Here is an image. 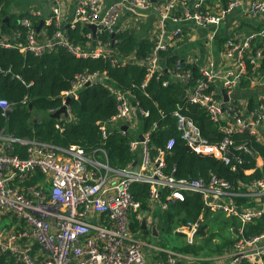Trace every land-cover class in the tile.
<instances>
[{
    "label": "built area",
    "instance_id": "built-area-1",
    "mask_svg": "<svg viewBox=\"0 0 264 264\" xmlns=\"http://www.w3.org/2000/svg\"><path fill=\"white\" fill-rule=\"evenodd\" d=\"M45 1L46 9L34 2L19 18L21 27L6 31L0 25L2 47L39 56L64 46L79 58H111L124 65L136 57H116L115 41H105L103 34L150 24L147 34L154 47L138 61L147 67L142 86L155 74L166 76L164 85H182L183 99L204 108L218 125L220 136L210 140L193 118L175 109L172 116L188 150L214 156L235 173L250 175L263 168L255 143L264 144V0H76L73 7L69 0ZM66 22L97 29L86 44H76L64 29ZM50 26L56 27L53 33ZM186 41L195 44L185 46ZM165 53L175 57L172 64ZM2 71L27 87L33 84L12 66ZM88 83H101L116 97V112L98 122L103 139L116 130L131 132L128 144L135 159L114 167L104 146L88 151L1 131L0 264H151L153 251L162 255L157 264H264V229L247 233L250 224L264 220V176L231 181L213 170L176 176V166L167 169L166 160L176 139L156 148L152 134L159 123L144 130L150 111L107 71L76 74L71 88L62 92L67 118L73 117L68 99L78 98ZM27 102L25 96L22 103ZM0 108L7 113L13 103L0 97ZM17 142L27 146L26 157L13 153ZM252 161L255 166H245ZM135 182L149 186L147 208L132 193ZM188 194L201 197L203 211L174 233L187 245L199 244L208 231L205 227L202 233L207 214L222 213L240 222L229 226L234 242L228 251L197 256L150 241L156 231L161 234L160 215Z\"/></svg>",
    "mask_w": 264,
    "mask_h": 264
},
{
    "label": "trees",
    "instance_id": "trees-1",
    "mask_svg": "<svg viewBox=\"0 0 264 264\" xmlns=\"http://www.w3.org/2000/svg\"><path fill=\"white\" fill-rule=\"evenodd\" d=\"M7 14L6 11L0 10V25L4 30L21 27L19 25L21 15H12L11 20L4 21L3 15ZM55 29V26L49 28L51 33ZM142 30L144 31L127 29L115 34H103L102 38L105 41L108 38L115 41L116 57L119 55L122 58L132 55L136 57L135 61H128L124 65L114 64L111 58H79L64 46L37 56L31 52L24 54L17 49L0 45V97L13 103V108L7 113H3L0 108V132L4 131L15 137L40 140L62 147L77 144L88 151L104 146L108 152L110 164L114 167H125L135 159V155L129 149V133L124 134L116 130L105 140L98 123L106 121L117 110L116 97L108 87L101 83L89 84L80 91L78 98H71L69 100L73 115L71 119L53 115L62 106V92L71 88L76 74L85 71H107L108 76L120 88L130 91L140 106L150 111V116L143 124L144 130L155 121L159 123V130L152 134V144L154 143L156 148L164 147L170 137L176 139L172 152L166 156L167 169L176 166V176L198 177L207 175L211 170L231 181L237 176L243 179L264 176V166L257 168L250 175H245L243 171L235 173L214 156L201 155L188 150L172 116L175 109L180 107L184 113L193 118L201 127L203 134L210 140L220 136L218 125L209 118L204 108L183 99L182 85L174 82L164 85L166 76L155 74L145 86H142L147 76V67L138 61L148 56L154 47L147 30L145 28ZM65 31L76 44L84 45L91 40L88 34L92 32V28L87 24L79 23L75 27L65 28ZM169 54L165 53L168 62L172 64L175 57ZM10 66L13 72L20 73L27 81H33V84L27 87L2 71ZM25 96H28V102L24 104L22 100ZM56 124H61L62 128L57 127ZM255 147L264 158V144L255 143ZM155 151L156 149L153 150L154 153ZM13 153L26 157L27 146L17 142L14 144ZM245 166H255V161ZM148 189L149 186L145 183L135 182L132 185L134 197L142 202L144 208H147ZM203 208L204 203L198 194H188L185 200L173 202L169 209L160 215L159 229L163 233H173L176 237H180L178 233H174V229L186 221L197 219ZM208 217H211L209 213L202 233L204 228L208 227ZM134 224L137 227L141 226L138 221ZM231 225L237 227L240 222L225 215L218 222L221 231L228 230ZM263 229L264 220H258L247 227V233H259ZM218 238L219 241L215 243L212 241V236H209L196 245H187L183 241L178 243L180 246L178 244L174 246L183 251L193 252L197 256L222 254L229 250L234 239L230 234L218 235ZM196 264L212 263L209 260H203Z\"/></svg>",
    "mask_w": 264,
    "mask_h": 264
},
{
    "label": "crops",
    "instance_id": "crops-1",
    "mask_svg": "<svg viewBox=\"0 0 264 264\" xmlns=\"http://www.w3.org/2000/svg\"><path fill=\"white\" fill-rule=\"evenodd\" d=\"M37 2V4L42 8V9H46V1L45 0H0V10H4L6 11L8 14L6 16L3 15L4 19L6 17L8 18V21L11 20V16L15 15V16H24L27 14L29 8L31 7V5ZM71 7L74 6L76 0H69ZM5 21V20H4ZM66 25H69V22H66V24L64 25V29L71 27L70 25L67 27ZM147 29L146 30H150L151 25L147 24L146 25ZM147 31V33H148ZM192 45L195 44L192 41H186L185 43H183V45L188 46V45ZM155 237L160 236L159 232L155 233L154 235ZM181 237V236H180ZM151 237H149L150 239ZM159 246H163L160 245L159 243H155ZM164 247H167L166 245H164ZM160 256L162 257V255L159 254V252L153 251L150 253V262L151 264H157L156 259H159Z\"/></svg>",
    "mask_w": 264,
    "mask_h": 264
},
{
    "label": "rangeland",
    "instance_id": "rangeland-1",
    "mask_svg": "<svg viewBox=\"0 0 264 264\" xmlns=\"http://www.w3.org/2000/svg\"><path fill=\"white\" fill-rule=\"evenodd\" d=\"M146 30V28H145ZM141 31H144L141 29ZM129 136H131V132H128ZM221 215V216H220ZM222 217H224V215L222 213H217L212 215L211 217H208V231L204 233V235H202L200 241L202 242L204 239H207L209 236H212V241L213 243L218 242L219 238L218 235H222V234H227V235H231V237L233 238V234L230 233V231L226 230V231H221V228L218 226V222H220V220L222 219ZM216 234V236H215ZM150 241L153 243H159L160 245H166L168 244L167 247H175L174 245H177L179 242L182 243L184 241V239L182 237H176L173 233H163L161 232L160 236L155 237V236H151ZM200 242V243H201ZM179 245V244H178ZM180 246V245H179ZM206 253V251H204ZM213 255H218L213 254Z\"/></svg>",
    "mask_w": 264,
    "mask_h": 264
},
{
    "label": "water",
    "instance_id": "water-1",
    "mask_svg": "<svg viewBox=\"0 0 264 264\" xmlns=\"http://www.w3.org/2000/svg\"><path fill=\"white\" fill-rule=\"evenodd\" d=\"M8 18H9V17H6L4 20H5V21H8ZM43 24H44V20H41L40 25H39L38 28H40ZM66 26L68 27L69 25H66ZM90 27L93 29V32L95 33V32H96V29H97L96 25L91 24ZM87 85H89V83H88ZM226 98H227V97H226ZM69 100H70V99H68V102H69ZM133 104L135 105V102H134ZM53 115L56 116V117H60V116L67 117V116H68L67 105H62L59 109H57V110L55 111V113H54ZM123 128H124V129H127V126L124 125ZM140 138L143 139L142 135H141ZM142 226H143V228L146 227V221H145V220L143 221ZM155 233H157V231H156ZM177 264H179V263H177Z\"/></svg>",
    "mask_w": 264,
    "mask_h": 264
}]
</instances>
